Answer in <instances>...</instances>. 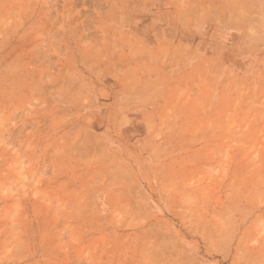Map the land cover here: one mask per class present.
<instances>
[{
	"label": "rangeland",
	"instance_id": "obj_1",
	"mask_svg": "<svg viewBox=\"0 0 264 264\" xmlns=\"http://www.w3.org/2000/svg\"><path fill=\"white\" fill-rule=\"evenodd\" d=\"M167 1L0 0V264H264V4L235 66L138 72Z\"/></svg>",
	"mask_w": 264,
	"mask_h": 264
},
{
	"label": "crops",
	"instance_id": "obj_2",
	"mask_svg": "<svg viewBox=\"0 0 264 264\" xmlns=\"http://www.w3.org/2000/svg\"><path fill=\"white\" fill-rule=\"evenodd\" d=\"M261 1L264 4V0ZM167 3L168 8H165L164 14H167L168 18L163 22V29L158 30L152 24L149 37L134 54L135 58H138L134 65L139 68L138 72L165 75L171 71L166 67L174 63L176 64L174 71L186 77L203 73L212 74L216 72L214 69L220 59L226 58L228 67L235 66L234 60L229 61V58L236 54L240 57L245 50L242 43L254 39V35L249 34L251 20L254 18V10L250 5L243 4L240 10L242 17L236 21V9L240 7H236L234 0L226 1V7L223 9L225 15H222V19L218 12L222 7L219 4L214 5L211 2L210 10L204 11L203 0H183L178 6H172L170 1ZM206 19L210 20V28H204ZM235 26L241 28L237 29L240 33L237 37H233L235 32L232 29ZM222 47L226 48V53ZM139 100L134 98L131 100L129 104L131 114L126 112V106L122 105L124 118L134 121L148 120V117H144L139 111L144 105L148 107L149 104L147 100L144 102Z\"/></svg>",
	"mask_w": 264,
	"mask_h": 264
}]
</instances>
